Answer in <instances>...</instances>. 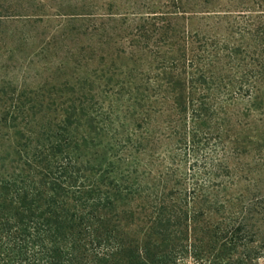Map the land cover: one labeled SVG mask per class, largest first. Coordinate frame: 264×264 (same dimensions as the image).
<instances>
[{
	"label": "trees",
	"instance_id": "obj_1",
	"mask_svg": "<svg viewBox=\"0 0 264 264\" xmlns=\"http://www.w3.org/2000/svg\"><path fill=\"white\" fill-rule=\"evenodd\" d=\"M0 264H264V0H0Z\"/></svg>",
	"mask_w": 264,
	"mask_h": 264
}]
</instances>
